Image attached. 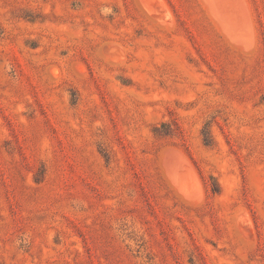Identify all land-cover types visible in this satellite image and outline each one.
I'll list each match as a JSON object with an SVG mask.
<instances>
[{"label":"rangeland","instance_id":"374dc122","mask_svg":"<svg viewBox=\"0 0 264 264\" xmlns=\"http://www.w3.org/2000/svg\"><path fill=\"white\" fill-rule=\"evenodd\" d=\"M0 264H264V0H0Z\"/></svg>","mask_w":264,"mask_h":264}]
</instances>
